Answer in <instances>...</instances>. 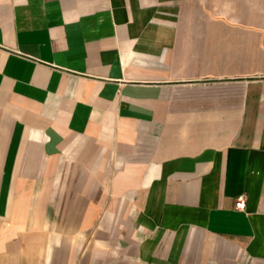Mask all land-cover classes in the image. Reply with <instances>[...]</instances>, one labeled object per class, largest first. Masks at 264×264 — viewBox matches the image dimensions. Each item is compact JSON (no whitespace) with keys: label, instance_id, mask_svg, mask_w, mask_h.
Listing matches in <instances>:
<instances>
[{"label":"crops","instance_id":"obj_1","mask_svg":"<svg viewBox=\"0 0 264 264\" xmlns=\"http://www.w3.org/2000/svg\"><path fill=\"white\" fill-rule=\"evenodd\" d=\"M0 264H264V0H0Z\"/></svg>","mask_w":264,"mask_h":264},{"label":"built area","instance_id":"obj_2","mask_svg":"<svg viewBox=\"0 0 264 264\" xmlns=\"http://www.w3.org/2000/svg\"><path fill=\"white\" fill-rule=\"evenodd\" d=\"M235 207L239 210H244L246 207V200L244 195H241L237 198Z\"/></svg>","mask_w":264,"mask_h":264}]
</instances>
